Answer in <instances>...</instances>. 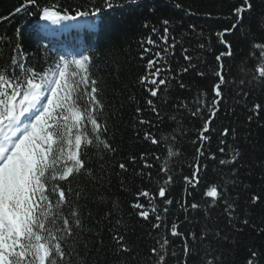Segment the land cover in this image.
I'll return each instance as SVG.
<instances>
[{
	"label": "trees",
	"instance_id": "trees-1",
	"mask_svg": "<svg viewBox=\"0 0 264 264\" xmlns=\"http://www.w3.org/2000/svg\"><path fill=\"white\" fill-rule=\"evenodd\" d=\"M111 2L114 7L95 17L80 19L78 24L59 23L61 32L79 39L74 52L91 56L90 73L98 82L105 105L99 118L107 124L106 139L115 149L111 152L102 145L99 150L90 149L85 157L88 170L72 181L73 192L80 196L70 198L72 207L65 209V213L71 218V211L82 212L83 227L74 225L79 238L65 241V250L72 253L74 264H156L158 257L153 256L151 249L159 251L157 241L162 243L166 238L167 251L161 254L167 256V264H208L209 260L213 264H247L253 252L257 253L256 264H264V82L253 79L256 67L264 63L261 49L255 47L264 44V0H250L251 8L242 12L237 28L225 34L223 38L231 45L232 55L222 57L221 61L216 56L229 49L217 33L230 29L236 22L234 9L241 7L243 0ZM38 3L39 8L27 5L15 13L24 0H0V64L19 42L29 63L47 70L56 58L54 49L72 48L64 38L61 43L55 37L53 48L43 43L35 23L38 12L48 7L60 15H74L76 10L102 6V0ZM165 19L170 22L168 44L175 43V48L168 52L164 51L167 45L160 40ZM87 24L94 27H83ZM190 26H195V30ZM150 36L159 47L146 42ZM145 47L150 51L144 52ZM156 52L161 54L157 66L167 83L160 87L156 97H151L140 77L147 74V62L156 59ZM185 54L191 56V62L184 59ZM190 63L195 67H190ZM221 63L227 83L222 85L223 100L212 120L211 131L206 133L210 139L203 142L204 155L199 158L207 168H202L199 186L186 190L184 177L191 175L190 165H195L196 149L201 146L193 141L198 140L204 121L211 115L212 89L218 82L215 71ZM185 67L187 72L183 71ZM199 72L205 75L200 76ZM181 83L185 87L181 88ZM148 99L153 100L159 118L151 111ZM256 104L261 105L259 113L253 111ZM137 108L142 109L139 115ZM197 108L201 111L193 116ZM140 119L157 126L141 125ZM88 128L91 131V125ZM225 128L229 134L222 136ZM145 132H152L160 144L145 141ZM169 150L173 155H169ZM141 154L152 164L151 168L144 167ZM213 154L216 159H209ZM132 157L136 158L135 163L130 162ZM221 159L226 161L224 165L219 163ZM121 162L128 165L127 172L119 168ZM165 167L166 174L161 171ZM169 176L172 181L165 183ZM212 186L222 194L220 198L204 195ZM160 187L166 189L172 205L163 203L158 195ZM141 190L153 194L155 212L151 211L148 199L141 198L150 211L149 220L140 218L136 215L138 210L131 207ZM253 196L259 197L255 203ZM225 200L233 206L231 213L225 210ZM185 201L187 212L182 207ZM193 202L199 205L197 209H191ZM165 207L169 209L167 213ZM157 215L163 217V223L159 229H153ZM173 222L184 235H171ZM114 234L124 237L128 251L116 244ZM185 235L190 248L187 256Z\"/></svg>",
	"mask_w": 264,
	"mask_h": 264
},
{
	"label": "snow or ice",
	"instance_id": "snow-or-ice-1",
	"mask_svg": "<svg viewBox=\"0 0 264 264\" xmlns=\"http://www.w3.org/2000/svg\"><path fill=\"white\" fill-rule=\"evenodd\" d=\"M131 2L135 3L136 0ZM27 5L40 7L38 0H24V4L15 9V13L21 12ZM176 6L180 7L179 4ZM112 7L114 4L111 0H102V6L92 5L88 10H76L74 15H60L58 11H50L48 7H44L38 15L41 20L59 24L61 21L95 17L102 10ZM250 8V0H243V5L234 9L236 22L230 29L226 28L223 32L217 33L221 37V43L229 49L216 56L217 61H221L224 56L232 55L231 45L223 37L237 28L242 19V12ZM162 23L165 27L160 40L167 45L164 51L168 52L169 48H175V43L168 44L167 25L170 22L165 19ZM83 27L90 29L94 26L87 24ZM190 27L195 30V26ZM19 32L20 29H17L18 36ZM156 32L157 30L153 28V33ZM146 42L159 47L151 36ZM255 47L261 49L260 56L264 58V44H256ZM149 51V48H144V52ZM160 55V52H156V59L148 60L147 74L140 77V83L146 85L145 91L151 97H156L160 87L167 83L165 78H161L162 69L157 66ZM141 59L144 57L141 56ZM184 59L191 62L192 58L185 54ZM90 61L91 56L87 52L70 58L61 55L52 59L47 70L37 69L29 63L22 45L17 42L8 53V59L0 64V264H74L72 253L65 250L64 242L79 238L80 234L75 230L74 225L83 227L81 221L83 213L71 211V218L65 213V209L72 207L70 198L73 195L80 196L79 192H73L72 181L77 175H82L88 170L85 157L90 149L99 150L102 145L108 151H115L106 139L107 124L102 123L99 118L105 105L100 98L98 82L90 73ZM189 66L195 67L191 63ZM183 71L187 72L188 67ZM255 73L257 75H254L253 79L264 82V63L256 67ZM197 74L205 75L203 72ZM215 75L218 77V82L212 89L214 97L209 106L211 115L204 121L198 140L193 141L194 144L200 143L201 146L196 149L195 165H190L191 175L184 177L186 190L199 186L202 168H207V165H201L199 158L204 155L203 142L210 139L206 133L211 131L212 120L223 100L222 85L227 81L223 76L222 63L220 69L215 71ZM180 87L185 86L181 83ZM147 104L159 118L160 113L153 100L148 99ZM260 110L261 105H254L253 111L259 113ZM141 111V108H137V115ZM200 111L201 109L197 108L192 115L196 116ZM139 123L157 126L145 119H140ZM228 134L227 128L221 133L222 136ZM144 140L150 141L153 145L160 144V140L152 132H145ZM221 143L223 144L224 141L221 140ZM220 151L223 153L224 149L221 148ZM169 155H173L171 150ZM209 159L215 160L216 157L213 154ZM140 160L144 161V167H152L144 154H141ZM135 161L136 158L132 157L130 162L135 163ZM219 163L224 165L226 161L221 159ZM119 168L122 172H127L128 165L121 162ZM161 171L166 174L167 168ZM171 181L172 177L169 176L165 183ZM158 195L165 205L173 204V200L167 197L164 187L159 188ZM204 195L218 199L222 194L218 192L216 186H212ZM141 198L148 199L151 211L155 212L156 207L152 203L153 194L141 190L136 193V200L131 205L133 209L138 210L136 215L149 220L150 211L141 202ZM258 199L259 197L253 196V203ZM225 204V210L231 213L234 210L233 206L227 200ZM182 207L185 212L188 211L187 201ZM190 207L197 209L199 205L193 202ZM168 211V207H165L164 212ZM155 220L156 223L152 227L159 229L163 217L157 215ZM171 235L173 237L184 235L178 231L175 222L171 224ZM192 236L195 239L194 233ZM112 239L121 250L128 251L122 235L114 234ZM184 239V253L187 256L190 248L186 235ZM157 243L160 244V250L155 247L151 249L153 256L158 257L156 264H167V256L161 252L166 253L169 241L165 238L162 243L160 241ZM251 256L253 258L249 259L247 264H256L254 258L257 253L253 252ZM208 264H213V261L209 260Z\"/></svg>",
	"mask_w": 264,
	"mask_h": 264
},
{
	"label": "rangeland",
	"instance_id": "rangeland-1",
	"mask_svg": "<svg viewBox=\"0 0 264 264\" xmlns=\"http://www.w3.org/2000/svg\"><path fill=\"white\" fill-rule=\"evenodd\" d=\"M48 25H53V24H52V23H50V24H48ZM48 25H47V26H48Z\"/></svg>",
	"mask_w": 264,
	"mask_h": 264
}]
</instances>
